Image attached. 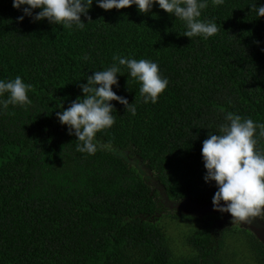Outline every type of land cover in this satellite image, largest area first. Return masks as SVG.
<instances>
[{
    "label": "trees",
    "instance_id": "trees-1",
    "mask_svg": "<svg viewBox=\"0 0 264 264\" xmlns=\"http://www.w3.org/2000/svg\"><path fill=\"white\" fill-rule=\"evenodd\" d=\"M253 3L264 0H209L201 19L220 31L205 39L184 36V22L158 5L141 13L135 5L104 10L93 0L81 30L18 21L12 0H0V79L22 77L33 101L0 112V264H228L226 237L236 231L218 229L220 212L188 207L201 221L187 238L192 253L173 252L161 220L195 217L164 205L161 192L211 205L217 187L203 179L202 142L231 114L264 124V16ZM114 55L157 62L169 85L155 104L144 103L140 83L121 66L113 90L136 105V115L111 101L115 123L96 135L109 147L77 152L56 112L83 98L80 85ZM237 230L264 264V243Z\"/></svg>",
    "mask_w": 264,
    "mask_h": 264
},
{
    "label": "clouds",
    "instance_id": "clouds-1",
    "mask_svg": "<svg viewBox=\"0 0 264 264\" xmlns=\"http://www.w3.org/2000/svg\"><path fill=\"white\" fill-rule=\"evenodd\" d=\"M95 3L104 10L135 5L141 13H149L158 5L184 22L183 35L189 38L208 39L220 31L215 20L201 19L209 0H95ZM212 3L219 6L224 0H212ZM92 4L93 0H12L13 8L22 12L18 21L22 22L25 17L33 22L47 19L62 27L81 30L86 25L81 16H88ZM251 6L257 17L264 16V4ZM113 60L110 67L87 76V83L80 85L83 98L78 97L69 107L56 112L58 121L67 126L68 134L77 138V152L95 155L98 150L109 147L101 144L96 135L115 123V106L111 101H117L132 116L136 115V105L113 90L114 85L119 86L118 74L123 75L121 66L140 83L144 103L155 104L169 85L155 61L120 55H114ZM31 89L32 85L20 76L13 80L0 79V112L6 111L9 105L25 108L32 105L28 95ZM57 108H63V103ZM226 119L228 123L221 125L219 134H209L202 142L201 155L206 169L203 179L206 183L214 181L217 187L212 197L214 210L230 214L232 220L250 223L264 218V152L257 150L256 138L258 128L262 130L260 135H264V124L237 114Z\"/></svg>",
    "mask_w": 264,
    "mask_h": 264
},
{
    "label": "rangeland",
    "instance_id": "rangeland-1",
    "mask_svg": "<svg viewBox=\"0 0 264 264\" xmlns=\"http://www.w3.org/2000/svg\"><path fill=\"white\" fill-rule=\"evenodd\" d=\"M185 215H192L195 217V220L190 221L183 219V221L179 222L171 221L168 218H163L161 220L167 230L170 239V247L178 256L192 253V248L188 245L187 238L196 230V227L201 224L199 220L200 214H192L191 211H186ZM219 215L218 222L215 223L218 229L221 227L229 229L235 228L231 230L230 233L236 231L233 235H227L226 237V246L223 251L225 261L228 264H256V260L250 256L246 245L243 243L245 234L237 229H248L264 243V227L261 228L262 218H256L249 223L232 220L228 213L220 212Z\"/></svg>",
    "mask_w": 264,
    "mask_h": 264
},
{
    "label": "water",
    "instance_id": "water-1",
    "mask_svg": "<svg viewBox=\"0 0 264 264\" xmlns=\"http://www.w3.org/2000/svg\"><path fill=\"white\" fill-rule=\"evenodd\" d=\"M147 173L149 175L151 174L150 171H147ZM151 184H153L154 186L157 187L156 183L153 180H151ZM159 189H160V191H162L161 187ZM161 195H162L161 200H162L163 204L166 205L167 207H170V208L182 206L183 211H186L188 207H192L196 211H201V212H204V211L219 212V211H216L213 209L212 204L211 205H201L199 203H192L189 200H181V201L173 202V201L168 199V197L166 196V194L163 191L161 192ZM192 208H190V209H192ZM198 213L199 212H197V214ZM263 227H264V220H262V225H261V228H263Z\"/></svg>",
    "mask_w": 264,
    "mask_h": 264
}]
</instances>
